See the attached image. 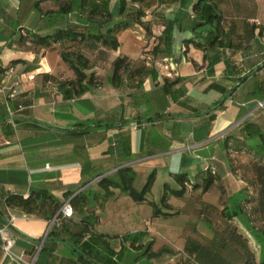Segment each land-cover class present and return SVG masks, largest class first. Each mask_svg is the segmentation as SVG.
I'll return each instance as SVG.
<instances>
[{
	"label": "crops",
	"instance_id": "0c3cea01",
	"mask_svg": "<svg viewBox=\"0 0 264 264\" xmlns=\"http://www.w3.org/2000/svg\"><path fill=\"white\" fill-rule=\"evenodd\" d=\"M37 2L53 8L51 0H0V227L9 225L19 259L11 261L0 240V264H261L264 205L249 153L259 139L239 129L251 121L264 131V0H215L219 32L192 30L186 8L173 7L166 20L148 14L151 32L136 25L120 33L108 62L88 71L95 83L74 99L58 90L74 78L59 45L37 52L22 41L52 30ZM216 36L223 46L209 45ZM119 57L129 65L113 84ZM123 169L135 174L132 192L100 185ZM154 172L164 177L161 202L150 193L138 200ZM37 193L51 196L61 214L70 203L72 218L49 221L7 202ZM81 194L83 211L72 202ZM225 206L237 212L234 220L223 216ZM138 213L143 226H128ZM163 220L170 232L159 236L151 226L164 227ZM53 226L61 234L48 236ZM86 229L92 232L75 242Z\"/></svg>",
	"mask_w": 264,
	"mask_h": 264
},
{
	"label": "trees",
	"instance_id": "16d2710c",
	"mask_svg": "<svg viewBox=\"0 0 264 264\" xmlns=\"http://www.w3.org/2000/svg\"><path fill=\"white\" fill-rule=\"evenodd\" d=\"M53 8L44 10L40 8V2L34 5L35 11L45 17L48 28L51 32L48 34L32 33L24 37L22 41L37 52L41 49L51 48L59 45L61 59L73 72V79L59 81L58 90L66 99L81 97L88 92L95 83V74L88 73L99 63L108 62L111 51H116L120 47L119 34L136 25L142 26L147 33L151 32V21L146 20L148 14L166 20L167 13L177 6L189 9L194 17L195 23L192 30L203 27H209L208 30L222 31L223 16L218 12L215 0H51ZM179 22L177 19L175 23ZM216 36L210 46H223L224 41ZM168 43V42H167ZM195 46L201 48L202 43H196ZM128 59L119 57L114 61L113 75L111 80L113 84H118L121 79V71L128 68ZM140 72V70H137ZM36 77V76H35ZM264 97H261V99ZM240 134L247 137H257L259 143L252 146L249 153H253L254 159H257V165L254 171L260 177L262 187V204L264 205V131L259 125L245 121L239 129ZM178 182L184 186L185 174L176 175ZM135 174L129 169H123L121 176L117 180L104 178L100 185L105 186L106 190L110 187L120 188L124 192L132 189ZM148 181L142 192L137 193L140 200L149 191ZM205 184V185H204ZM213 184V177L204 180L203 191H207ZM195 188L197 185L194 186ZM185 190L182 188L173 191V194L182 196ZM106 194V197H109ZM167 196L163 197V204L167 202ZM87 198L85 195H78L72 199L76 210L83 211L86 206ZM249 199H241L248 201ZM8 204L21 208L30 215H38L47 220L57 219L63 221V214L59 213V206L56 201L46 193H37L25 199L19 196H11L7 200ZM228 206H225L222 214L228 220H234L238 214H231ZM74 214V213H73ZM72 218V216H71ZM90 230H82L74 235L75 242L79 243ZM264 232V230H263ZM61 234V233H59ZM53 226L48 236L59 235ZM173 253L171 249L164 248L162 251ZM90 262V261H87ZM261 264H264V260Z\"/></svg>",
	"mask_w": 264,
	"mask_h": 264
},
{
	"label": "rangeland",
	"instance_id": "374dc122",
	"mask_svg": "<svg viewBox=\"0 0 264 264\" xmlns=\"http://www.w3.org/2000/svg\"><path fill=\"white\" fill-rule=\"evenodd\" d=\"M160 176V175H159ZM159 178V177H158ZM163 180H164V177H163V174H162V176H160V178H159V180L157 179V174H155V172L154 173H151V174H149L148 176H147V181H146V183L145 184H143L144 186L142 187V188H144L145 186H146V184L148 183V181H150L151 183L149 184V191L147 192V194H149L150 193V195L152 194V195H154L155 196V198L157 199V202H161V199H160V195H161V193H162V190H163V187H164V182H163ZM138 186H141L140 185V182H138L137 183V187ZM235 200L236 199H232V203H234L235 202ZM152 210L153 211H155V209H153L152 208ZM146 212V211H145ZM145 212H144V215L146 216V217H148L147 215L148 214H145ZM129 215H132V213L131 214H129ZM141 216V217H140ZM151 216H153V215H151ZM151 216H150V218H151ZM132 217V216H131ZM134 217V216H133ZM142 215L140 214V213H138L137 215H136V224L134 225L132 222L131 223H127V221H126V219H124L125 220V222L128 224V226H131V227H135V228H137V229H139V228H141L142 226H143V223H142ZM154 221H156V218H154ZM175 221V220H174ZM176 221H178V220H176ZM165 223V224H164ZM176 224H177V222H175ZM158 224L156 223L154 226H151V230H156V232H157V234L160 236V235H167V234H169V230L168 229H166V226L167 227H170L164 220L162 221V225H164V227H160L161 225H159V226H157ZM170 230H171V228H169ZM172 230H174L175 232H176V229L175 228H173ZM112 232H114V231H112ZM118 232V231H117ZM163 233V234H162ZM171 233H172V231H171ZM262 256H263V258H264V248H263V251H262Z\"/></svg>",
	"mask_w": 264,
	"mask_h": 264
},
{
	"label": "built area",
	"instance_id": "2783aa9c",
	"mask_svg": "<svg viewBox=\"0 0 264 264\" xmlns=\"http://www.w3.org/2000/svg\"><path fill=\"white\" fill-rule=\"evenodd\" d=\"M257 23L260 24V22H258V21H257ZM35 76H36L35 73H31L30 75H28L27 79L33 80L35 78ZM16 93H17V90L13 89L11 95H15ZM263 106H264L263 102H258V107H263ZM61 211H62L63 216L66 218H70L74 213V209H73L72 205L68 202L62 206ZM55 221H57V219H55ZM8 228H9L8 224L0 227V240L2 243V250H3L4 254L11 261H18L19 260L18 257L13 252L15 240L9 235Z\"/></svg>",
	"mask_w": 264,
	"mask_h": 264
},
{
	"label": "water",
	"instance_id": "95a60500",
	"mask_svg": "<svg viewBox=\"0 0 264 264\" xmlns=\"http://www.w3.org/2000/svg\"><path fill=\"white\" fill-rule=\"evenodd\" d=\"M174 38H175V51L178 52L182 47L183 35H180L179 33H177L174 36Z\"/></svg>",
	"mask_w": 264,
	"mask_h": 264
}]
</instances>
